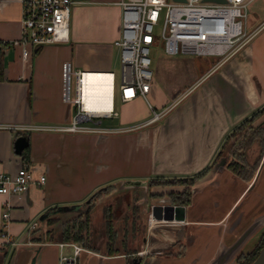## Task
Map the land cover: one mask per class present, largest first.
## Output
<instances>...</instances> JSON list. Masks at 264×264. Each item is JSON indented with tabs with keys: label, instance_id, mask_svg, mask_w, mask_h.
<instances>
[{
	"label": "crops",
	"instance_id": "1",
	"mask_svg": "<svg viewBox=\"0 0 264 264\" xmlns=\"http://www.w3.org/2000/svg\"><path fill=\"white\" fill-rule=\"evenodd\" d=\"M119 2L77 0L69 40L33 48L24 58L12 43L20 35L22 4L0 0L1 123L70 121L74 109L62 99V63L115 71ZM256 20L252 16L249 26ZM194 58L197 75L184 90L215 61ZM158 90L154 78L149 96L157 110L184 91L169 98ZM116 108L115 124L102 126L140 123L151 115L141 97L117 99ZM19 136L27 139L21 149L15 147ZM224 154L229 159L222 162ZM24 165L46 178L10 196L8 231L15 244L3 245L0 237V264H60V255L70 251L59 245L63 241L83 247L77 264H238L264 233V27L164 116L142 127L112 133L0 128V171ZM201 173L191 182H153ZM134 181L145 184L133 193L123 188ZM4 199L0 194V233ZM85 203L89 238L65 240L56 229ZM155 203L181 209L158 219L151 211Z\"/></svg>",
	"mask_w": 264,
	"mask_h": 264
},
{
	"label": "built area",
	"instance_id": "2",
	"mask_svg": "<svg viewBox=\"0 0 264 264\" xmlns=\"http://www.w3.org/2000/svg\"><path fill=\"white\" fill-rule=\"evenodd\" d=\"M254 0H120V34L115 44L120 50V76L118 92L117 76L112 73L110 110L98 112L87 106L84 94L85 70L75 68L71 61L62 63V99L73 107L68 123H1L0 128L18 130H50L68 132H124L142 127L164 116L191 92L205 77L229 58L238 53L251 38L264 27V19L257 27L249 26ZM22 4L20 35L12 41L21 47L22 56L28 57L33 48L69 40L70 17L77 0H20ZM160 39L167 55L193 54L211 57L215 61L209 70L195 83L167 105L156 109L150 99L154 83L150 50L156 41L155 26L160 20ZM144 99L150 109L145 121L115 127L102 126V118L118 115L116 101ZM44 174L36 175L28 166L15 172L0 171V194L2 201L3 245L15 244L8 231L12 203L10 196L24 193L31 184L44 183ZM36 223L32 224V227ZM69 252L60 255V264H77L83 247L75 241L60 242Z\"/></svg>",
	"mask_w": 264,
	"mask_h": 264
},
{
	"label": "rangeland",
	"instance_id": "3",
	"mask_svg": "<svg viewBox=\"0 0 264 264\" xmlns=\"http://www.w3.org/2000/svg\"><path fill=\"white\" fill-rule=\"evenodd\" d=\"M250 11L253 17L254 16L257 17V20H256L257 22L263 20L264 19V0H254L250 6ZM256 21L252 23V25L250 26V29L255 26V24L257 23ZM162 22L163 20L161 19L158 25L155 26L156 41L151 47L150 56L152 58V69L154 72V78L157 81L159 94L160 95L164 94L167 97L169 96V98H171L173 96V93L175 94L176 92H182L184 88H186V86L189 84V82L197 75L196 74L197 67L194 61L195 59L194 57H198V56H195L193 54L167 55L163 51L162 43L160 39ZM114 70H115L114 73H116V76H117V87H118L119 76H120V65L118 64V66ZM149 110L150 109L148 108V111ZM101 122L103 125L115 124L116 119L115 118H102ZM247 126L244 128H247ZM230 139H233V137H231ZM255 142L257 145L256 148L260 147L261 145L260 141L256 139ZM233 149L235 150V147ZM252 151H253L252 145H248L245 151L246 155L249 156ZM222 157H224L225 160L229 159V155L227 154H224ZM153 182H156V181H153ZM142 183L140 182L126 183L125 182L123 183L124 185L123 184L117 185V188L122 189V185H123L125 186L123 187L124 189L125 188L129 189L130 193H133V189L137 187L138 185H141ZM116 193H118V191ZM86 205H89V204L85 203L80 210H79V207H77L76 209L71 208L72 210L74 209L73 212L71 213V216L66 217L61 222V226L58 227V229H56L57 233L59 232L58 234L59 236H61L65 240H74L76 238L78 239L79 238H83V239L89 238L88 231H86V229L90 228L91 218L89 217V214L86 211L87 209ZM50 212H52V210ZM53 218L54 217L51 216V219ZM104 221H106V219ZM109 221L112 224L114 222V218ZM87 241L88 240H85L86 243Z\"/></svg>",
	"mask_w": 264,
	"mask_h": 264
},
{
	"label": "bare ground",
	"instance_id": "4",
	"mask_svg": "<svg viewBox=\"0 0 264 264\" xmlns=\"http://www.w3.org/2000/svg\"><path fill=\"white\" fill-rule=\"evenodd\" d=\"M84 94L89 109L102 112L110 110L112 73L108 71H85Z\"/></svg>",
	"mask_w": 264,
	"mask_h": 264
},
{
	"label": "water",
	"instance_id": "5",
	"mask_svg": "<svg viewBox=\"0 0 264 264\" xmlns=\"http://www.w3.org/2000/svg\"><path fill=\"white\" fill-rule=\"evenodd\" d=\"M26 137L25 136H19L16 140H15V147L17 149H21L22 147H24L26 145ZM221 161L224 162L225 159L224 157L221 158ZM136 182V181H134ZM133 182V183H134ZM179 210L181 208H179V206L177 207H173L172 205H163L162 203H155L153 204V206L151 207V211H152V216L155 218H166V219H170L171 217V211L172 210ZM249 264H264V245L261 247L258 255L255 257V259L250 262Z\"/></svg>",
	"mask_w": 264,
	"mask_h": 264
},
{
	"label": "trees",
	"instance_id": "6",
	"mask_svg": "<svg viewBox=\"0 0 264 264\" xmlns=\"http://www.w3.org/2000/svg\"><path fill=\"white\" fill-rule=\"evenodd\" d=\"M248 124H249V122L243 123L241 126L237 127V129L234 131V134L239 132L240 130H242ZM231 165L233 167L237 168V163H231ZM202 174L203 173L196 175V176H193L189 179H166V180L156 181L155 183L161 184V183H175V182H191L194 179H196L197 177L201 176ZM109 220L110 219H108L107 221L109 222V226H111ZM74 236H75V234H74ZM76 240H78V238H76ZM263 245H264V233H263L261 240L259 241L258 245L249 254L241 256V260L239 261L238 264H249L250 262H252L255 259V257L258 255V253H259V251Z\"/></svg>",
	"mask_w": 264,
	"mask_h": 264
}]
</instances>
